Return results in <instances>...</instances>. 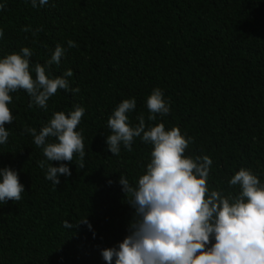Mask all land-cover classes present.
Returning <instances> with one entry per match:
<instances>
[{"label":"trees","instance_id":"1","mask_svg":"<svg viewBox=\"0 0 264 264\" xmlns=\"http://www.w3.org/2000/svg\"><path fill=\"white\" fill-rule=\"evenodd\" d=\"M0 58L22 47L32 67L44 65L57 44L66 49L55 77L68 69L73 93L49 98L47 110L19 90L11 93L14 117L0 144V168L16 171L25 191L19 201L0 205V264H107L101 255L128 234L134 209L119 184L135 183L146 171L153 146L136 138L132 151L112 155L105 143L107 120L124 99L135 98L130 124L143 114L146 126L164 123L192 139L185 155H208L210 188L239 192L228 181L250 169L264 183V0H0ZM31 31L25 32L24 28ZM37 28H41L36 35ZM76 47L69 48L68 41ZM35 77V73H32ZM160 88L170 103L166 116L148 121L146 101ZM85 109L77 130L85 145L84 168L65 163L71 176L55 185L46 179L42 148L24 132H37L56 111ZM77 165V166H76ZM109 181L112 183L110 184ZM92 225L66 229L64 221ZM95 233V236L93 235ZM214 243V241H213ZM114 264V262H113Z\"/></svg>","mask_w":264,"mask_h":264},{"label":"clouds","instance_id":"2","mask_svg":"<svg viewBox=\"0 0 264 264\" xmlns=\"http://www.w3.org/2000/svg\"><path fill=\"white\" fill-rule=\"evenodd\" d=\"M47 3L48 0H31L33 8ZM3 8L0 4V10ZM41 30L37 28L32 34ZM3 36L0 29V38ZM76 46L74 41H68L69 48ZM65 54L66 49L57 44L51 58L34 67L29 47L0 58V144L8 141L5 125L14 120L8 106L13 99L11 93L24 90L31 98L29 107L34 103L47 110L49 98L58 90L80 91L70 87L68 78L73 76V70L55 77L50 74V67L59 65ZM146 106L148 121L170 112V103L158 87L147 97ZM135 109V98L124 99L107 120L111 134L105 143L112 155L119 156L122 145L132 151L136 138L153 146L146 171L135 183L120 174L118 182L134 214L123 241L101 251L107 264H264V183L260 178L250 169L240 168L228 181L230 187H239L238 193L225 195L218 187L210 188L212 159L208 155H185L193 141L178 127L166 130L162 122L146 126L143 114L132 126L129 113ZM84 112L80 106L67 114L56 111L39 132L34 127L24 129L50 162L46 165L41 160L39 167L46 168V179L55 185L60 184L61 175L71 176V170L65 163L53 166V161L71 163L78 154V166L84 168L85 145L82 132L77 130ZM24 191L16 171L0 168V205L21 200ZM79 224L92 229L87 217L79 223L64 221L66 229Z\"/></svg>","mask_w":264,"mask_h":264}]
</instances>
